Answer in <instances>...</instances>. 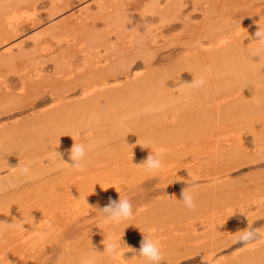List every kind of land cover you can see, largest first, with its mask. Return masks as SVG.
I'll return each instance as SVG.
<instances>
[{
  "label": "rangeland",
  "instance_id": "rangeland-1",
  "mask_svg": "<svg viewBox=\"0 0 264 264\" xmlns=\"http://www.w3.org/2000/svg\"><path fill=\"white\" fill-rule=\"evenodd\" d=\"M167 2L180 6L173 29L157 13ZM193 2L0 0V141L13 132L4 128L14 121L27 133L12 148L0 144V221L7 222L0 223V264H147L136 256L143 235L164 251L211 246L204 252L211 262L233 261L260 241L264 156L241 154L234 144L259 141L263 122L241 123L231 116L234 109L210 110L173 84L180 57L190 52L185 44L224 25L264 21L263 11L233 16L262 8L264 0ZM4 53L12 55L11 64L1 63ZM109 64L130 67L128 78L111 81L127 82L124 94L62 117L39 115L55 106V89H68L66 100L82 98L79 86L69 88ZM208 76L212 88L215 79ZM241 94L235 85L218 101ZM164 118L161 128L170 129L163 137L147 133ZM74 142L86 146L82 171L65 163H72ZM151 152L162 159L155 172L141 166ZM183 190L195 209L185 207ZM119 197L130 200L133 216L116 224L99 209ZM249 226L260 230L259 237L239 243ZM121 238L122 257L103 252L102 241ZM163 256L160 264H200L196 253Z\"/></svg>",
  "mask_w": 264,
  "mask_h": 264
},
{
  "label": "bare ground",
  "instance_id": "bare-ground-1",
  "mask_svg": "<svg viewBox=\"0 0 264 264\" xmlns=\"http://www.w3.org/2000/svg\"><path fill=\"white\" fill-rule=\"evenodd\" d=\"M196 1L198 2V0H195L193 3L196 4ZM153 2H156V0H153ZM179 7L180 6H177L175 3L170 2L168 4L167 2L165 7L157 9L159 16L163 18V20L165 19V22L167 20L168 29H173L178 25V22L175 20L178 18L177 11H179ZM12 10L15 9L13 8ZM11 11L8 12V19H12L15 15V13L12 14ZM262 11L264 12V6L262 8L257 7L246 11L238 10L233 13V16L236 19H244V17L255 15ZM259 24L261 27H264V21L260 20L247 25H241V28L237 26L238 24L236 23L232 24V26L224 25L218 29H212L208 34L203 33L195 36V39L192 38L190 41L193 43H187L184 47L190 52L180 57V69L175 73L176 84H173L175 86L174 89H183L185 93L197 96V102L205 101V104L208 105L210 110L220 111L225 109L228 111V109H234L231 116L241 119V123L245 124L254 120L259 122V124L262 122L264 124V48H261L258 53L256 52L258 41L255 39L258 38L254 35L258 30ZM204 42L209 43V46L205 47L203 45ZM180 43L181 42H178L176 44ZM12 62V55H10V53H4L1 58V63L9 65ZM207 66H209V72L207 71L205 73ZM200 69H202V71H200ZM98 71H100V73H98ZM129 72V66H115L113 64L97 69L91 77L80 78L77 85L69 88V92H71V90L77 89L76 86H79V90L83 96L75 100H66L68 89L60 90V88H57L52 92L51 96L55 101V106L42 111L39 115L43 117L48 115L62 117L66 112H69L68 109L75 108L76 110L79 109V111H84L88 110L91 106L94 107L104 102L108 97H119L124 94L127 89V82L118 85L112 84L111 81L118 80L122 77L128 78ZM208 74L213 75L215 79L216 84L212 88L207 83V81H209ZM200 79L205 81L202 87H196L191 83L192 81ZM235 85L241 88V97L223 102L221 100L218 101L221 96L229 94L230 89ZM209 93H212V96H210ZM204 95L205 97H203ZM46 100H48V98H42L39 103ZM14 113L18 112H13L11 115ZM162 120L156 122L151 131H147V133H152L160 138L163 137L164 132L170 128L164 127L162 129L161 126H165L167 118ZM20 124L21 121H14L5 127L4 132H7L8 128L11 130L12 127L13 132L10 131L9 135H2L5 140L0 141V144H10L9 148H12V145L20 144L27 134L26 132L20 131L17 127ZM249 125L245 128H250ZM174 126H171V128ZM260 131L264 132V128L260 129L259 132ZM257 139H259V141L248 146H245L244 143L240 145L237 143L234 145L240 150L241 154L264 156V133H261ZM259 147L262 149L259 150ZM215 244L216 243H214V245ZM210 249L211 246H208L206 249H199L198 246L187 244L183 247L174 248L173 251H164V249H162V253L166 254L170 252V254L182 255H192L196 253L199 255L200 264H264V233L261 234V239L258 243H254V245L248 246L241 252H237L233 261L223 260L221 262H211L209 256L204 254L206 250ZM123 255L124 253L118 254L119 257Z\"/></svg>",
  "mask_w": 264,
  "mask_h": 264
},
{
  "label": "clouds",
  "instance_id": "clouds-1",
  "mask_svg": "<svg viewBox=\"0 0 264 264\" xmlns=\"http://www.w3.org/2000/svg\"><path fill=\"white\" fill-rule=\"evenodd\" d=\"M255 39L258 41V47L256 52L261 48H264V27H261L259 24L258 30L255 32ZM196 87H202L205 83L203 79L192 81L191 82ZM56 155L62 159V154L56 151ZM86 155V146L83 143H75L69 150V159L72 162L69 164L68 162H64L68 164L70 167L75 168L77 170H83V160ZM145 168L146 171L155 172L162 168V159L158 155H154L152 152L148 155L147 159L141 164ZM23 174H27L29 172V166L26 164L23 168L20 169ZM181 200L184 202L185 207L188 209H195L196 205L194 203L193 196L183 190ZM99 212L103 215V217L111 221L113 223L119 224L122 221L128 220L133 216V205L127 197L121 198L119 200H109V203L103 208L99 209ZM0 223H7L0 221ZM51 227V225H50ZM260 235V230L258 228H253L249 226L248 228L242 230L238 237V242L241 244H250L256 241V239ZM121 240L113 239L109 240L107 243L102 241L104 244V253H107L112 258H116L119 254V248L121 246ZM131 251H136L131 249ZM137 258H143L147 264H160V262L164 259L162 253V247L159 241L153 240L151 237L143 235V239L141 241V246L138 250Z\"/></svg>",
  "mask_w": 264,
  "mask_h": 264
}]
</instances>
